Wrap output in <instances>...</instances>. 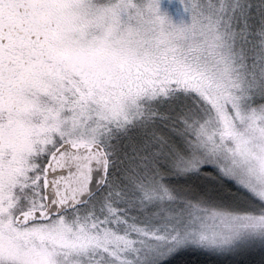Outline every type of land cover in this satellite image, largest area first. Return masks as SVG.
<instances>
[{
	"label": "snow or ice",
	"instance_id": "6c2138e0",
	"mask_svg": "<svg viewBox=\"0 0 264 264\" xmlns=\"http://www.w3.org/2000/svg\"><path fill=\"white\" fill-rule=\"evenodd\" d=\"M0 264H264V0H0Z\"/></svg>",
	"mask_w": 264,
	"mask_h": 264
}]
</instances>
